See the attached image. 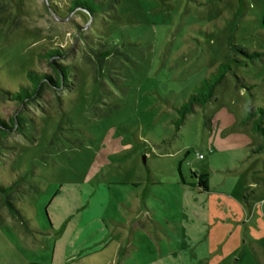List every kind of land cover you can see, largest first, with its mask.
<instances>
[{
    "label": "rangeland",
    "instance_id": "rangeland-1",
    "mask_svg": "<svg viewBox=\"0 0 264 264\" xmlns=\"http://www.w3.org/2000/svg\"><path fill=\"white\" fill-rule=\"evenodd\" d=\"M69 1L0 0L1 117L19 106L1 87L51 73L48 48L77 76L26 107L32 140L7 137L0 178H19L21 217L0 196V264H264V148L240 123L250 97L234 78L253 81L264 105V55L234 63L175 127L201 80L243 58L235 46L264 52V0H113L94 19ZM100 43L116 50L110 73L97 69ZM194 171L208 191L190 185Z\"/></svg>",
    "mask_w": 264,
    "mask_h": 264
},
{
    "label": "trees",
    "instance_id": "trees-1",
    "mask_svg": "<svg viewBox=\"0 0 264 264\" xmlns=\"http://www.w3.org/2000/svg\"><path fill=\"white\" fill-rule=\"evenodd\" d=\"M114 8L113 0H70L66 10L67 12H84L94 19L99 15H107ZM235 48L243 58L232 57L225 62L219 63L201 80L200 84L194 88L187 99L176 107L178 113V117L175 120L176 128L184 122L187 114L192 112L196 106L204 107L212 101L215 97L216 87L222 83L226 74L233 71L234 63L243 61L254 62L264 55V52L259 50L240 46H235ZM115 53L114 46L107 47L102 43L99 44L94 52L98 71L104 72L106 70L110 73L113 65L110 63L109 58ZM39 55L47 60V64L52 70L51 73L29 69L26 72L27 84H21L16 90L1 87V92L4 96L19 106L12 116L8 118L0 116V159L8 153H12L10 151L12 146L6 141L12 131L21 134L28 140L34 138V133L38 129L37 119L25 111L26 107L39 101L43 97L45 90L50 89L53 92H58L62 89L67 90L76 81L75 66L65 59L57 60L59 56L64 55L60 49L56 47L48 48L39 53ZM234 78L236 89L246 91L250 97L247 114L241 119L240 123H245L248 120L251 121V129L262 137V142L258 147L264 148V105L256 104V100H254L256 98L254 91L256 84L236 73H234ZM191 174L197 179V182L190 185L197 188L199 192L209 190V178L207 174L198 171L191 172ZM18 183L19 178L8 183H4L0 178V196L10 215L20 218V210L12 196Z\"/></svg>",
    "mask_w": 264,
    "mask_h": 264
},
{
    "label": "crops",
    "instance_id": "crops-1",
    "mask_svg": "<svg viewBox=\"0 0 264 264\" xmlns=\"http://www.w3.org/2000/svg\"><path fill=\"white\" fill-rule=\"evenodd\" d=\"M212 101H213V100H212ZM212 101H211V102H212ZM246 101H247V109H248V100H246ZM243 118H244V117H243ZM243 118H242V119H243ZM251 130H252V129H251ZM252 131H253V130H252ZM94 249H95V250H94ZM94 249H92V250H94V251H91V252L88 251L89 253H86V254H87V255H88V254H93V253H96V252L99 251L97 248H94ZM86 254H84V255H86ZM84 255H83V256H84Z\"/></svg>",
    "mask_w": 264,
    "mask_h": 264
},
{
    "label": "built area",
    "instance_id": "built-area-1",
    "mask_svg": "<svg viewBox=\"0 0 264 264\" xmlns=\"http://www.w3.org/2000/svg\"><path fill=\"white\" fill-rule=\"evenodd\" d=\"M199 157H202V154H198Z\"/></svg>",
    "mask_w": 264,
    "mask_h": 264
}]
</instances>
